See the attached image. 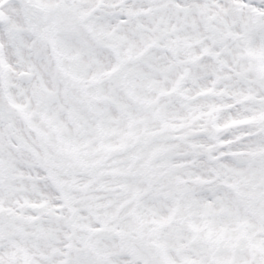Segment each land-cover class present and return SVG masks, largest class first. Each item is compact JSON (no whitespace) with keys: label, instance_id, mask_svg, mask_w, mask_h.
<instances>
[{"label":"snow or ice","instance_id":"1","mask_svg":"<svg viewBox=\"0 0 264 264\" xmlns=\"http://www.w3.org/2000/svg\"><path fill=\"white\" fill-rule=\"evenodd\" d=\"M0 264H264V0H0Z\"/></svg>","mask_w":264,"mask_h":264}]
</instances>
